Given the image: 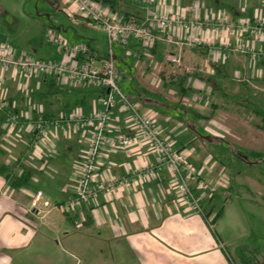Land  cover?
<instances>
[{"label": "crops", "instance_id": "0c3cea01", "mask_svg": "<svg viewBox=\"0 0 264 264\" xmlns=\"http://www.w3.org/2000/svg\"><path fill=\"white\" fill-rule=\"evenodd\" d=\"M57 1L62 3L59 10L80 17L72 2ZM172 1L164 4L171 6ZM177 1L173 5L175 10L184 12L196 7L203 18L208 13L200 0ZM129 4L132 9L128 8ZM129 4L125 6L126 13L116 15L129 14L132 16L126 17L143 21L148 12L161 10L157 5L145 6L142 0H129ZM105 5L116 13L110 5ZM241 10L232 18L244 15ZM253 11L245 15L254 16L257 11ZM4 27L0 30V44H11L16 56L52 62L64 59L65 52L46 40L44 34L33 39L25 36V39L21 33L14 35ZM59 31L55 32L62 37ZM187 36L188 33L184 35ZM215 44H219L217 39ZM88 45L94 63L102 64L108 54H101L92 42ZM118 47L113 58L116 66L119 65L123 93L142 112H152L163 136L176 149L188 151L200 177L217 187L206 192L204 214L190 212L180 204L170 172L146 146L107 149L99 178L126 179L130 185L118 188L112 196L99 194L95 202L83 205L79 216L66 211L88 150L87 138L77 126L52 127L48 137L35 144L33 125L39 117L59 120L75 110L85 115L101 110L106 90L90 84L67 86L53 77L19 74L0 66V92L8 104L6 111L0 112V264H232L234 261L215 229L226 214L218 203L231 180L226 186L217 182L219 168L205 158L200 144L227 142L222 137L221 125L216 122L221 109L215 105L216 111L210 118L203 110L206 99H199L208 96L207 81L212 80L213 91L221 98L246 95V100L253 104L255 96L264 100V57L255 64L241 54L214 60L208 47H187L180 65L183 72L174 74L163 70L167 53L176 50L170 43L158 42L149 49L131 40L128 47ZM256 47L264 50V42ZM112 113L117 119L114 126L126 132L128 112L122 105H116ZM9 115L20 118V128L12 129ZM185 116L193 118L191 125ZM205 122H212V129L218 135L211 133L206 125L203 127ZM199 129L212 139L202 138L197 133ZM153 166L157 168L155 177L133 183L136 173ZM25 175V185L12 184L14 178ZM39 191L43 194L40 203L47 206L35 211L31 205Z\"/></svg>", "mask_w": 264, "mask_h": 264}, {"label": "built area", "instance_id": "2783aa9c", "mask_svg": "<svg viewBox=\"0 0 264 264\" xmlns=\"http://www.w3.org/2000/svg\"><path fill=\"white\" fill-rule=\"evenodd\" d=\"M76 7L80 17L92 25L101 27L107 35L109 53L102 64L96 65L92 50L88 44L70 43L56 34L54 30L47 33V39L59 50L65 52L60 62L43 61L32 56H16L11 44H0V66L13 69L24 75L49 76L60 80L67 86L90 84L106 90L101 100L102 109L85 115L75 110L59 120L39 117L34 122V142L48 137L52 127L71 128L77 126L83 130L88 150L80 166V177L73 187V196L66 204V211L80 215L87 202H95L99 194L112 196L118 188L129 186V180H104L99 178L103 154L107 149H135L146 146L160 158V165L166 168L172 177L173 189L180 204L190 212L204 214L203 206L206 192L214 191L215 185L200 177L197 168L190 160L188 151H180L163 136L157 126L152 112H142L137 103L127 97L119 84V71L114 56L115 45L128 47L131 40H136L145 48L152 49L158 42H167L175 46L165 59L171 65L180 66L185 48L205 46L214 60H225L232 54L245 55L253 64L264 57V50L256 44L264 42V18L260 12L254 16H238L233 19L221 13L208 12L205 17L198 15L196 7L183 11L167 6L160 0H142L145 6L157 5L158 13L148 12L143 21L133 17L117 16L110 12L109 6L96 0H69ZM188 14H191L188 15ZM188 33L187 37H184ZM177 36V39L174 38ZM214 39V41H213ZM219 44H215V40ZM233 40V41H232ZM116 105H122L128 112L125 131L114 126L117 120L112 113ZM7 101L0 92V112H5ZM12 129L20 128V118L9 115ZM114 130V132H113ZM157 168L139 171L133 183H141L155 177ZM229 178L223 175L222 179ZM42 192L36 194L32 209L41 211L47 204H41ZM78 226H81L78 223Z\"/></svg>", "mask_w": 264, "mask_h": 264}, {"label": "rangeland", "instance_id": "374dc122", "mask_svg": "<svg viewBox=\"0 0 264 264\" xmlns=\"http://www.w3.org/2000/svg\"><path fill=\"white\" fill-rule=\"evenodd\" d=\"M50 1L0 0V30L5 26L4 28L8 27L10 31L14 32V35L21 33L28 39L42 37L43 34L46 39L48 30H55L56 32L60 30L62 37L70 43L89 44L92 42L94 48L101 54L109 53L108 38L101 27L87 26L86 24L90 23L88 20L82 17L68 16L64 11L59 10L60 5H62L60 1ZM160 1L167 4V0ZM189 1L195 2L197 0ZM200 1L204 2L208 9L207 12L210 13H221L235 17L241 9L244 16L247 11L254 10L260 12L264 18V0ZM172 2L174 5L178 1L173 0ZM155 6L156 4L153 5V7ZM217 6L219 7L215 8ZM128 8L132 9V6L130 5ZM11 40L13 43L19 44L14 39ZM118 48V45H115L114 50L116 51ZM165 60L163 70L174 71V74L180 71L179 74H182L184 67L170 66ZM126 61L129 62L130 59ZM117 67L119 68V65ZM206 88L209 90L208 96L206 98L201 97L199 101L206 99L204 104L206 108L203 110L210 118L219 106L221 114H218L216 122L221 125L222 137L227 142H214L211 146L200 143L204 150L202 152H204L205 158L212 160L214 165L219 168L220 174L216 180L221 182L220 185L226 186L228 183L227 179H222L223 173H225V178L228 177L231 180L229 188L221 192V202L218 203L220 210H224L226 214L215 229L219 237L223 238L225 251L235 261L239 262L241 259L240 250L251 255L254 261L257 259L262 261L264 260V132L258 128L262 120L253 111V105H250L252 103L246 100V95L238 98H221L214 93L212 80L207 81ZM253 102L254 106L258 105V107L264 108V100L259 96H255ZM185 119L190 125L192 124L193 118L185 116ZM205 125L211 133L217 134L212 129V122H205L203 127ZM224 131L229 132V134L224 133ZM197 133L206 138L203 129H199ZM253 153L260 154L261 159H252V161L250 159L242 161L238 159L244 155L249 157ZM209 221L212 222L211 219Z\"/></svg>", "mask_w": 264, "mask_h": 264}, {"label": "trees", "instance_id": "16d2710c", "mask_svg": "<svg viewBox=\"0 0 264 264\" xmlns=\"http://www.w3.org/2000/svg\"><path fill=\"white\" fill-rule=\"evenodd\" d=\"M50 1V0H49ZM99 2H103L104 4H108L110 5V7L113 9L114 12H119V13H126L125 11V6L129 4V0H96ZM126 16H129V14H126ZM54 81V80H53ZM253 105V111L255 112V114L257 116H259L261 118V124L258 125V128L261 129L264 132V108L254 106V104H250ZM210 139H212V137H209ZM211 142V141H210ZM209 146H211V144H209ZM210 148V147H209ZM211 150V149H210ZM263 156V155H262ZM238 159L240 161L245 160V159H250L252 161V159H256L259 160L260 158V154L258 153H253L251 154L249 157L244 155V157H238ZM263 159V158H262ZM252 163V162H251ZM27 182V175L21 177V178H14L12 184L15 187H21L23 185H25ZM222 213V212H221ZM220 215V214H219ZM240 260L239 262L237 261H232V264H264V260L260 261V260H253V257H251V255H248L246 253H244L243 250H240ZM250 256V257H249Z\"/></svg>", "mask_w": 264, "mask_h": 264}, {"label": "water", "instance_id": "95a60500", "mask_svg": "<svg viewBox=\"0 0 264 264\" xmlns=\"http://www.w3.org/2000/svg\"><path fill=\"white\" fill-rule=\"evenodd\" d=\"M202 138H205V136H202ZM205 139H207V140H210V138H209V137H206Z\"/></svg>", "mask_w": 264, "mask_h": 264}]
</instances>
